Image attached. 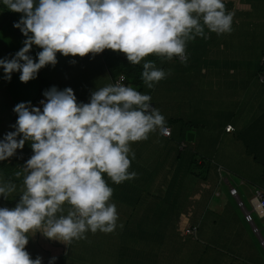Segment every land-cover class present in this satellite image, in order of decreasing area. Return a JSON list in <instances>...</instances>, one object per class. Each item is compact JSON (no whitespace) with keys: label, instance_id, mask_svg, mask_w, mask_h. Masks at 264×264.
Wrapping results in <instances>:
<instances>
[{"label":"clouds","instance_id":"obj_1","mask_svg":"<svg viewBox=\"0 0 264 264\" xmlns=\"http://www.w3.org/2000/svg\"><path fill=\"white\" fill-rule=\"evenodd\" d=\"M2 4L22 14L14 27L27 39L13 59H0V68L9 81L19 72L23 83L36 79L46 66L54 67L57 53L84 58L111 50L125 54L132 65L143 61L142 80L154 89L171 71L147 57L186 63L187 42L208 39L205 28L218 36L230 33L233 23L223 0H2ZM33 45L42 49L38 62L29 55ZM44 96L42 111L31 102L17 104L15 131L0 140V162L16 156L26 142L33 151L13 174L17 180L23 178L19 202L12 209L0 208V264H42L41 257L32 259L26 251L29 236L37 232L66 245L87 239L89 231L114 232L119 216L104 175L116 185L135 179L137 174L128 171L129 155L135 158L130 145L155 131L164 136L160 132L164 126L171 128L150 103V95L121 83L98 88L86 104L77 103L71 88L52 87ZM16 191L13 180L0 177V197L7 200ZM250 221L260 235L252 217Z\"/></svg>","mask_w":264,"mask_h":264},{"label":"crops","instance_id":"obj_2","mask_svg":"<svg viewBox=\"0 0 264 264\" xmlns=\"http://www.w3.org/2000/svg\"><path fill=\"white\" fill-rule=\"evenodd\" d=\"M223 2H226L229 11L231 13L235 11L236 15L238 10H247L250 15L254 13L253 0H223ZM198 38L199 41L194 44L190 41L188 42L190 46L189 50H186V63H181L179 58H177L173 61H166L164 69L166 72L171 71V75H169L171 76V82L177 81V84H186L183 87L178 86L177 92H192L189 96L179 95L176 92L177 95H173L175 98L208 99L204 106V109H206L211 107L212 98L221 91L219 81H224V76H227L230 82L229 79L235 80L239 77V74L249 73H246L244 69H240L239 73H233L231 64L221 63L218 59L220 53L214 52L217 45L212 43L211 47L208 48V44L211 42L201 37H197L194 42ZM207 57L209 59L207 63H204L203 61ZM196 63H203L205 69L200 72H194L191 68ZM250 64L247 62L244 66H249ZM207 65L209 68L206 67ZM225 66L230 67L228 68L229 71H226ZM233 74L236 75L232 76ZM248 76V78H251L250 75ZM253 81L241 88L239 83H234V85L239 84L240 86L228 96L233 99L235 105L230 106L232 110L226 119L219 121L217 118L213 119V116L208 113L209 115L201 121L184 120L179 116V109L167 110L165 112V121L167 119L170 121V117L173 119L171 137H164L158 131H155L149 134L147 140L131 144L135 158L132 159L131 154L129 155L131 166L128 171L135 172L137 176L133 181L128 180L119 185L115 184L120 188L119 194L123 191L132 192V195L139 193L145 197L144 199H147L148 195L151 194L161 195L164 190L169 191V193H183L184 188H180L179 183L180 178H183L184 165L189 163L191 165L189 169L194 167V163L200 166L205 173L209 174L208 180L210 179V187L214 190L213 195L216 194L220 198L214 202L212 201L213 197L211 199L209 196L200 197L195 191L193 203L198 204V202L204 200L205 207L198 208V206H194L191 209L194 211L195 209H209L208 216L204 217V226L198 225V227L201 228V234H209L211 239L209 243L213 244L216 249L221 247L225 249L226 252L223 259L217 264H264V252L259 242L254 238V227L246 214L248 210L243 203H238L239 199L242 201V197L232 186L233 181L237 185L238 191L240 188L245 193L248 190L251 191L249 205H251L250 200L256 190L264 192V81ZM255 87L258 90L255 93L256 101L254 103L242 104L238 101V99L247 96L250 88L255 91ZM240 92H243L242 97ZM172 104H174V101ZM217 109L218 106L213 110ZM230 125L234 130L227 132L226 129ZM188 134H192V136L189 137ZM162 154H164V159L158 160V155ZM154 163L162 165L161 172L155 173L151 167H148L149 164ZM171 172L172 174L170 175ZM194 179L193 184H197L199 180L195 177ZM235 180H238V182ZM161 184H163L162 191ZM232 188L237 193V199L231 193ZM150 203L153 202L142 204V210L133 205H127L124 212L123 210L122 213L120 212L122 219L124 221L129 220L136 210L140 211L139 216H143L142 211L145 210L143 208H147ZM236 204L240 206V209L236 207ZM211 205L212 208L216 207L219 213L213 212ZM250 212L253 214V210ZM198 213L202 216L200 210ZM186 214L188 212H184V215ZM197 217L198 215L186 217L185 220L181 218V220L183 223L187 222L188 226L197 225V222H194ZM179 220L178 216L177 224H179ZM177 224L171 227V234L174 238L175 231L178 239H175V243L170 244L176 257L175 261L178 264L183 260L187 261V264H190V262L191 264H211L210 257L205 259L203 255L199 254L198 244L195 242L196 248L193 250L191 245L190 251L187 250L188 246L182 243L184 238L178 232ZM205 226L210 227L207 229ZM217 226L221 227V229L217 228ZM251 227L253 228L251 229ZM224 230L226 231L224 232ZM257 237L260 241H264L261 233ZM182 251L187 252L185 258L181 257ZM193 253L194 256L199 257L195 262ZM188 256L190 257L189 259H187Z\"/></svg>","mask_w":264,"mask_h":264},{"label":"rangeland","instance_id":"obj_3","mask_svg":"<svg viewBox=\"0 0 264 264\" xmlns=\"http://www.w3.org/2000/svg\"><path fill=\"white\" fill-rule=\"evenodd\" d=\"M253 8H254V13L250 16L247 17L246 13H250L247 10H238L237 16L239 17V20H242L241 18H244L245 21L249 23L247 25V28H250L251 25L257 24L255 26V30L250 31L247 33L248 30H242L239 29L235 31L232 29L230 34L226 36V38H223L222 36H225L226 34L218 36L217 34L213 35L214 39L210 44H208V48L211 47V44L217 45L216 48L214 49V52H219L220 55L218 59L220 60L221 63L224 64H231L232 61H240V59H247L250 61L249 66H245V71L246 73L252 72L256 70L257 65L255 64L256 59L258 57V52L260 50H264V0H253ZM22 14L20 13H13L5 8V6L2 4V0H0V39L5 40L10 31L14 30L16 32V40L15 42L19 44L18 47L12 49L11 52L14 51V54L11 53L10 59H13L15 57V54L21 50L24 46V41L27 39L21 32L19 28L14 27V24L18 23L21 19ZM8 19V20H7ZM7 20V22H6ZM6 22L5 24H3ZM3 24V25H2ZM207 30V29H205ZM259 38V39H258ZM253 39H258L256 42H252L251 40ZM199 41V38L194 42L190 41L191 43H196ZM237 41V42H234ZM251 41V42H250ZM234 42V43H233ZM220 44V46H219ZM13 46H11L12 48ZM254 49V51L252 50ZM42 51L39 47L36 45H33L32 51L29 53L30 56L34 60L38 62V57L37 53ZM0 59H7L9 60V54L3 51H0ZM149 59H158L156 56H149L146 58V60ZM209 57L203 61L204 63H207ZM159 60V59H158ZM57 61L58 63L53 67L52 65H48L45 68L41 69L37 75L36 79H33L29 81L28 83H23L20 80V73L19 72H14L12 74L11 80H7L5 78V73L3 68H0V77L3 75L4 78H0V80H3L2 83H0V129L2 130V137H4L8 132L15 131V128L13 127L16 125L17 119H18V114L14 112V107L19 104V103H28L31 102V105L33 107H39L41 108V111L43 110V105L40 103L42 100L45 99L44 92L49 90L48 88L50 87V84H43V78H46L49 74L52 73V69L56 68L57 65L60 63L64 64V67L67 65V62L70 63H81L83 62V58L77 56V57H64L62 54L57 53ZM155 63V62H154ZM143 64V61L142 63ZM77 66V65H76ZM161 69V66H159ZM231 69H233L231 67ZM237 70H233L235 72ZM240 70H238L235 73H239ZM210 76V75H209ZM224 81H219V86L221 85V91L218 92L214 98H212V101L210 103L211 107L204 109L205 104L207 103L208 99L205 98H193V97H180V98H175L174 99V104L169 105L168 102L169 100H172L174 97L172 95L176 94V90L178 86H186V84H177V83H170L168 86L164 87L161 89V92L166 96L162 100L166 104V108L177 110L179 109V116L182 119L186 120H196V121H201L204 120V118L207 117V115L211 114L213 116V119L217 118L219 121L221 119H226L229 116V112L232 110L230 106H234L235 102L231 97H228L233 90L237 89L240 85L241 87L247 86V81H241V84H235L230 83L227 79V76H224ZM205 79H207L205 77ZM204 79V80H205ZM212 79V78H210ZM261 82H263L261 79H258ZM105 81V80H104ZM254 82V81H253ZM3 93V95H2ZM192 92L189 91H179L177 94L179 95H191ZM256 91H254L253 88H250L247 92V96L241 99H238L239 102L242 104H249V103H254L256 101V96H255ZM176 94V95H177ZM243 92H240V96L242 97ZM218 106L217 110H213ZM223 106V107H222ZM185 108V112H184ZM169 112V111H168ZM209 113V114H208ZM217 113V114H216ZM198 150V148H197ZM188 151V149H187ZM21 151L18 149L16 158L18 159L19 154ZM158 160L164 159V154L158 155ZM15 158V159H16ZM14 159V160H15ZM13 159H10V162ZM9 163V161H7ZM149 168L151 167L155 173L161 172L162 165L161 164H149ZM191 165L188 163L184 165L182 175L183 178H180V183L179 187H183V194L184 197L186 198L185 202L183 203H178L177 197L175 198V201L172 204H167L165 203L164 209L160 211V205L159 203L161 201H157L154 205H151V209L155 211V213L152 212V214L147 213V210H143L142 214L143 216H139L140 211L136 210L135 213L132 215V217L129 219V224L127 226L126 232L123 240L121 241L116 234L111 235L109 233V237L105 236L106 233L99 232L97 231L95 234L91 233L90 231L86 234L87 239L86 242L88 246L91 248L89 252H92L96 256L97 260L106 263V264H121L122 262L125 264H132L131 262L132 258L138 257L134 262H143L147 260V256L150 254L151 249L153 247H157V239L162 236V238H165L167 241V245L173 244L176 242L175 239H178L176 236V233L174 231V238L171 234V227L174 224H177L178 222V216L180 218L179 224H177V229L178 232L180 233L181 237L184 238V241L182 243L186 244L188 246L187 250L190 251L191 245L193 247V250L196 248V244L194 243V240H191L189 236H183L181 233L182 229L184 227H187L188 224L187 222H182L181 218L185 220L186 217H194L198 215L196 218V221L198 225H203L204 226V217L208 216L209 209H199L202 213V216L199 217L200 213L198 209L195 211L192 210V207H197L198 208H204L205 207V202L204 200L202 202L193 203L194 193L197 191V193L202 196H209V198L212 199V201L216 202L220 197L218 195H213L214 190L211 189L210 187V179L209 174L205 173L200 166H197L194 163V167L192 169H189ZM163 172V171H162ZM172 172L170 173V175ZM197 178L199 181L197 184H193L194 179ZM156 178V177H155ZM154 178V179H155ZM153 179V180H154ZM106 180V179H105ZM134 180V179H133ZM129 180V181H133ZM152 180V181H153ZM238 182V180H235ZM107 182V180H106ZM127 183V182H126ZM124 183V184H126ZM161 184V191H162V186ZM206 185V186H203ZM226 186V185H225ZM232 186L236 189L237 192L242 197V203L244 207L248 210L251 211L253 210L252 205H249V198L251 197V191L248 190L247 193L241 189L238 191L237 190V185L232 181ZM227 187V186H226ZM169 193V191H162V194L165 195ZM172 193V192H170ZM139 194V193H138ZM161 194V195H162ZM129 195L132 196V192L129 193ZM233 196V195H232ZM235 197V196H234ZM144 196H141V202L144 200ZM237 199V197H235ZM238 201V200H237ZM111 202H114L115 204L117 203L116 200L111 199ZM239 203V202H238ZM14 207L16 206L17 203H13ZM251 204V203H250ZM127 205L131 204H123V205H118L116 204L117 211L118 210H123L127 207ZM7 207L9 209H12V203L6 202V201H1V207ZM236 207L240 209V206L236 204ZM243 207V209H245ZM210 208V207H209ZM214 208V209H213ZM211 205V210L213 212L219 213L218 210H216V207H213ZM191 209V210H190ZM184 210L185 212L188 211V214L184 215L183 213H180L179 211ZM178 212V213H177ZM177 213V214H176ZM118 216L121 217L120 212H118ZM152 218H151V217ZM176 216V217H175ZM149 217V218H147ZM255 226L257 227L258 231L261 233L263 240H264V224L263 220L259 219L258 216L256 215L255 212L251 215ZM118 219L117 224L118 227L117 229H121L119 225L123 223L121 219ZM124 220V219H122ZM154 228L153 231L149 230V224ZM250 223V222H249ZM207 229H209L210 226H205ZM123 228V227H122ZM217 228L221 229V227ZM252 229V227H251ZM116 230L114 233H116ZM226 230H224L225 232ZM206 232V231H205ZM253 235L254 238L259 242V245L261 246L263 252H264V241H260V239L257 237L256 232L253 229ZM202 238L203 241L198 244V251L199 254L203 255L205 259H210L211 264H217L220 262L221 259H223V256L225 254V249L223 247L215 248V246L209 241L211 240L209 238V234L207 233H202ZM208 235V237H207ZM67 246V245H66ZM65 248L63 246V243L59 241H53L47 239L43 234L37 232L35 236H29V243L26 247V251L29 252L30 256L32 259H36L38 256L42 258V264H49L51 258L53 257H60L55 261L56 264H64L65 262H68L70 260V264H77V254L75 255L76 252L73 253V255H69L68 257H65L62 253L61 249ZM69 247H74V244H69ZM68 248V247H66ZM69 250V248H68ZM74 250V248L70 249V253ZM61 251V252H60ZM170 251V250H169ZM35 253L38 255H35ZM187 255L186 251L181 252V257L185 258ZM36 257V258H35ZM190 257L188 256L187 259ZM215 259V260H214ZM81 262L84 264H91L92 259L91 258H80ZM187 261H182L180 264H187ZM191 264V262H190Z\"/></svg>","mask_w":264,"mask_h":264},{"label":"trees","instance_id":"obj_4","mask_svg":"<svg viewBox=\"0 0 264 264\" xmlns=\"http://www.w3.org/2000/svg\"><path fill=\"white\" fill-rule=\"evenodd\" d=\"M224 4H225L226 11L230 12L228 9V4L226 2H224ZM232 14H233L232 29L237 31L238 27H239V29L248 30L247 33L255 30V26L257 24L251 25L250 28H247L246 26L249 25V23L247 21H245L244 18H241L242 20H239V17L236 15L235 11ZM251 15L246 13L247 17H250ZM7 20H6V22H7ZM6 22H4L3 24H5ZM205 29H207V28H205ZM205 33L208 36V41L212 42V40L214 39L213 35H215L216 33H211L208 30H205ZM229 34L230 33H227L225 36H222V37L226 38V36H228ZM16 37H17L16 32L14 30H11L8 37L5 40L0 39V51L8 53L9 54V60H11L10 59L11 53L14 54V51L11 52L12 49L19 46V44H17L15 42ZM258 39L257 40L253 39L251 41L256 42V41H258ZM234 42H237V41H234ZM11 46H13V47L11 48ZM189 46L190 45L187 42L186 50H189ZM252 50L254 51V49H252ZM258 54L259 55H258L256 62H255L258 70L256 68V70L249 72V74H239V77L237 79H235L236 81L231 78V79H229L230 82L241 84V81L242 82L247 81V85H248L253 80H258L260 78V76H264V50H260L258 52ZM174 59H177V58H174ZM247 59H245V60L240 59V61H232L231 67L233 68V70H237V71L240 69H245L244 65H246L247 62L250 63V61ZM241 60H243V61H241ZM149 61L155 62L156 66L158 68H159V66L162 65L161 69L165 71L164 65H165L166 61H162L160 58H159V60L158 59H153V60L149 59ZM199 64H201V65H199ZM57 66H58L57 69L56 68L52 69V73L49 74L46 78H43V80H44L43 84L44 85L50 84V87L48 89H50L52 87H56L58 90H61V91H63L66 88L73 89L75 96L77 98L78 104L79 103H85V104L89 103L92 92L96 91L98 88H101L106 84L121 83L125 86H131V87L135 88L137 91H139L142 94L150 95L151 96L150 103L152 104V106L154 108L159 110V112L161 113V115L164 118L166 115L165 112L169 109L170 106L168 108H166V104L162 100L166 96L161 92V89L168 86L170 83H174V82L177 83V81L171 82L170 81L171 76L168 75V76H166L165 79L161 80L158 84H156L154 89H149V88H147V86L144 84V82L142 80V71H143L142 64L141 65H132L127 60L125 54L113 52L111 50H105L103 53L95 55V56L90 54V55L84 57L83 62H81V63H79V62H77V63L67 62V65L65 67H64V64L60 65V63ZM206 67L209 68L208 65ZM225 67H226V71H229L228 68H230V67L229 66H225ZM191 69L194 72L195 71L200 72L202 69H205V68H204L203 63H196V64H194V66ZM237 71H235V72H237ZM235 72H233V73H235ZM234 75H236V74H233L232 76H234ZM248 75H250L251 78H248L249 77ZM0 78L2 79V78H4V76L2 75ZM248 79H250V80H248ZM3 80H5V79H3ZM3 80H0V83H2ZM257 90H258V88L255 87V91H257ZM2 95H3V93H2ZM172 97H174V96L172 95ZM174 99H175V97L166 103L171 105L172 102L174 101ZM44 101L46 102V97H45ZM170 110H172V109H170ZM172 122H173V119L170 117V121H168V119H167L165 121V124L168 126H172ZM10 131H12V129H10ZM1 133H2V130L0 129V140H3L4 137L1 136L2 135ZM20 151H21V153L19 154L18 159L14 156V157L10 158V159H13L11 162H10V160H7V161H9V163L7 161L0 162V177H3L5 180L11 179L17 185V191L13 194L12 197H10L7 200H5L3 197H0V207H1V201L2 202L6 201V202L12 203L13 208H14L13 203L19 202L20 195H21L20 189L23 186V178L17 180V179H15L13 174L15 171L20 170L19 168H22L25 165L26 161L33 155V151L31 148V142H26L24 149L20 150ZM104 179H106L108 185L111 188H113V196L111 199L116 200V202H117L116 204H118V205L131 204V205L135 206L136 208H139L142 210V207H143L142 204H146V202L148 203L151 201L153 203L148 204L147 208H145V207L143 208V209L147 210V213H149V214H152V212L155 213V211L151 209V205H154L155 202H157V201H161L160 211H162L165 208L164 207L165 203L172 204L175 201V198L177 196H178L177 197L178 203H180V202L183 203L186 200L183 193L172 192V193H167L165 195L151 194V195H148L149 197L147 199H144L143 202H141V199H140L141 194H134L131 196V195H129V193L124 192V191L119 194L120 188L117 187L107 177L106 174L104 175ZM117 212L122 213V210H118ZM179 212L183 213L185 211L181 210ZM119 218H120V216H119ZM147 218H149V217H147ZM121 221L123 222V223H121L123 225V228L117 229L116 233L112 232L111 235L116 234L117 237L122 241L125 234L128 233V232H126V230H127L128 224H129V220L124 221L121 219ZM148 224H149V230L153 231L154 228L150 225L149 222H148ZM190 226L197 228V233L190 237L191 240H194V242L196 244L201 243L203 241V238L201 235V228L198 227V224L197 225H190ZM105 236L109 237V233H106ZM72 244H74V247H71V248H74V250L71 253H70L71 248L69 247V245L66 246V244H63V246H65V248L63 249V247H62L61 251H62V253H64V251H65V253L63 254L65 257H68L69 255H73V253L76 252L75 255L77 254V264H84V263H80L81 262L80 258H83V259L84 258H91L92 259L91 264H106V263H102V262L98 261L95 258L96 256H93L94 254L92 252H89L91 250V248L88 246L85 239H82L79 241L74 240V241H72L71 245ZM156 246L157 247H153L151 249V252L147 256L146 261L135 263L134 261L136 259H138V257H134L131 260V262H133L132 264H178V262L175 261L176 257H175V254H174L172 248L170 247V242H169V245H167V241L165 240V238H162V236H160L157 239V245ZM66 247H68L69 250ZM35 255H37V254L35 253ZM193 257H194V262L199 258L198 256H194V253H193ZM59 258L60 257L57 256L55 261ZM64 264H70V260H68V262H65ZM121 264H125V262L124 263L122 262Z\"/></svg>","mask_w":264,"mask_h":264},{"label":"built area","instance_id":"obj_5","mask_svg":"<svg viewBox=\"0 0 264 264\" xmlns=\"http://www.w3.org/2000/svg\"><path fill=\"white\" fill-rule=\"evenodd\" d=\"M260 79L264 81V76H260ZM227 132L233 131V127L228 126ZM164 136H171V128L164 126L163 130L160 131ZM232 194L235 195V190H232ZM251 205L253 207V211L258 215L260 219L263 220L264 223V192L262 190H256L250 200ZM247 214V213H246ZM248 219L251 220V216L248 215ZM182 233L184 236L187 235H195L197 233V228L192 226H187L182 229Z\"/></svg>","mask_w":264,"mask_h":264},{"label":"water","instance_id":"obj_6","mask_svg":"<svg viewBox=\"0 0 264 264\" xmlns=\"http://www.w3.org/2000/svg\"><path fill=\"white\" fill-rule=\"evenodd\" d=\"M188 136H189V137H191V136H192V134H188Z\"/></svg>","mask_w":264,"mask_h":264}]
</instances>
